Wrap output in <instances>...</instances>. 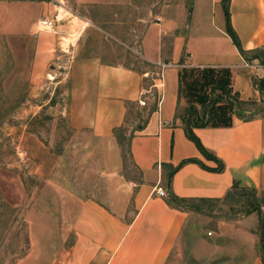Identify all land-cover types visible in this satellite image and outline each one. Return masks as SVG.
Segmentation results:
<instances>
[{"label": "crops", "instance_id": "obj_1", "mask_svg": "<svg viewBox=\"0 0 264 264\" xmlns=\"http://www.w3.org/2000/svg\"><path fill=\"white\" fill-rule=\"evenodd\" d=\"M228 13L246 55L226 32L222 0H191L189 7L181 3L143 30L140 17H133L132 26L118 38L147 63L134 66L110 39L97 41L93 36L95 28L118 36L109 31L129 20L98 21L90 16L66 22L57 14L52 29H40V18L54 17L49 2L0 0V38L34 41L33 78L50 62L61 67L68 58L64 113L72 128L88 129L117 145L114 129L126 125L131 110L141 119L129 139L130 160L139 172L121 174L120 211L95 199H80L74 238L64 249L57 246L50 264H165L193 214L191 205L170 204V191L183 199L211 201L222 199L234 182L264 191V0H229ZM83 33L90 35L80 41ZM73 35L75 39L62 47ZM159 62L168 65L161 77ZM218 85L228 87L240 105L223 98L214 104L206 125L192 128L201 145L222 161V170L216 171L217 162L187 137L180 116L189 105L200 109L209 103ZM142 89L145 105L138 102ZM119 149L117 165L122 170ZM186 159L207 168L191 160L180 164ZM162 164H180L168 182ZM158 185L165 188V196L155 192ZM222 224L218 220L214 226L218 235ZM251 240L250 248L258 236ZM32 259L26 255L17 264H32ZM245 264H262L258 252Z\"/></svg>", "mask_w": 264, "mask_h": 264}, {"label": "rangeland", "instance_id": "obj_2", "mask_svg": "<svg viewBox=\"0 0 264 264\" xmlns=\"http://www.w3.org/2000/svg\"><path fill=\"white\" fill-rule=\"evenodd\" d=\"M47 2L54 18L58 14V19L66 22L90 16L98 21L111 17L129 20L109 31L118 36L111 37L96 28L93 36L97 41L110 39L134 66H143L147 63L139 51L127 48L118 38L120 33L129 30L134 16L140 17L143 30L145 24L168 17V12L181 3L189 7L191 0ZM89 35L83 33L80 41ZM74 39L75 35L64 39L62 47ZM33 47L32 38H0V264H17L26 255H31L32 264H50L57 246L64 249L74 238L72 224L79 200L95 199L119 212L124 198L121 174L137 175L129 158L124 170L117 165L116 147L128 150L130 136L141 119L131 110L126 125L120 126L121 144L113 133L117 145L88 129L72 128L64 113L68 58L63 59L61 67L50 62L43 74L33 78ZM201 205L202 210L191 205L193 214L165 264H245L255 256L258 242L252 248L248 243L251 236H259L264 205L260 212H247L236 198ZM242 218L247 221H240ZM218 220L224 221L220 235L214 227ZM251 221L256 224L255 230Z\"/></svg>", "mask_w": 264, "mask_h": 264}, {"label": "trees", "instance_id": "obj_3", "mask_svg": "<svg viewBox=\"0 0 264 264\" xmlns=\"http://www.w3.org/2000/svg\"><path fill=\"white\" fill-rule=\"evenodd\" d=\"M47 1V0H44ZM228 1L229 0H222V5L225 12V26H226V32L228 35L232 38L235 45L240 49V51L246 55V51H244L241 46L239 39L233 30L230 20H229V13H228ZM262 85V84H261ZM263 86V85H262ZM219 89L218 93H215L212 95L213 97L210 99V102L207 104H202L201 108L198 109L193 105H189L186 107L184 113L180 116L182 125L184 126L185 132L187 137L192 140L198 149L204 154V156L208 159L215 160L217 162V166L213 168V170L219 171L223 168V163L220 159H218L215 155L212 153H209L200 143L198 137L193 133L192 128L195 126H203L208 123V121L211 118V112L214 104L218 101H220L223 98H227L232 104L240 105V101L234 97L233 95H230V89L226 87L225 85H218L217 87H214ZM241 116V114L238 113V116ZM121 131V127H117L114 129V134L118 140V143L121 144L123 141V135ZM126 152H128V156H126ZM124 152L122 150V168L124 170L126 166V159L129 158L130 160V148H129V142H128V150ZM196 161L194 159H186L183 160L180 164L186 162V161ZM132 163V161L130 160ZM199 162V161H196ZM204 168H207L204 166L201 162H199ZM179 164V165H180ZM172 166V165H166L162 164L163 166V178L165 181H169L171 175L175 172V170L178 168V166ZM132 166L134 170L138 173L134 167V164L132 163ZM212 169V168H211ZM126 176V175H125ZM127 177V176H126ZM229 198H236V200L241 201L242 205L245 207V210L247 212L252 211H261V207L264 205V191H257L255 188L251 187H245L240 186L238 183L234 182L231 189L225 194V196L222 199H229ZM221 200V199H216ZM213 200V201H216ZM211 200L209 199H183L176 197L171 191L168 194V202L170 204H173L175 206H185V205H193L195 209L202 210L203 203L209 202ZM262 213V212H261ZM258 230H259V236H258V254L262 261V264H264V216L261 214L258 224Z\"/></svg>", "mask_w": 264, "mask_h": 264}, {"label": "built area", "instance_id": "obj_4", "mask_svg": "<svg viewBox=\"0 0 264 264\" xmlns=\"http://www.w3.org/2000/svg\"><path fill=\"white\" fill-rule=\"evenodd\" d=\"M55 20H56V16H55V18L54 17L53 18H46V17L40 18L38 20L39 28L40 29H52L54 27V25H55ZM158 66L160 67V72H159L158 75H159V77H161L162 76V70L168 65L165 64V63L159 62ZM145 94H146V90L142 89L141 92H140V99L138 101L140 105H145V101L143 99ZM154 190L160 196H165L166 195L165 188L160 186V185L156 186ZM208 233L210 234V232H208Z\"/></svg>", "mask_w": 264, "mask_h": 264}, {"label": "bare ground", "instance_id": "obj_5", "mask_svg": "<svg viewBox=\"0 0 264 264\" xmlns=\"http://www.w3.org/2000/svg\"><path fill=\"white\" fill-rule=\"evenodd\" d=\"M86 23V22H85ZM69 37H66L65 39H68Z\"/></svg>", "mask_w": 264, "mask_h": 264}]
</instances>
